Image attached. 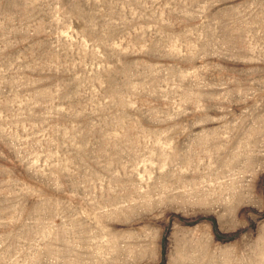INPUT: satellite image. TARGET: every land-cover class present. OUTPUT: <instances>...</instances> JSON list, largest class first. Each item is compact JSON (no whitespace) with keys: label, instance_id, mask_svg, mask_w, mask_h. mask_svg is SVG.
Returning <instances> with one entry per match:
<instances>
[{"label":"rangeland","instance_id":"374dc122","mask_svg":"<svg viewBox=\"0 0 264 264\" xmlns=\"http://www.w3.org/2000/svg\"><path fill=\"white\" fill-rule=\"evenodd\" d=\"M0 264H264V0H0Z\"/></svg>","mask_w":264,"mask_h":264}]
</instances>
